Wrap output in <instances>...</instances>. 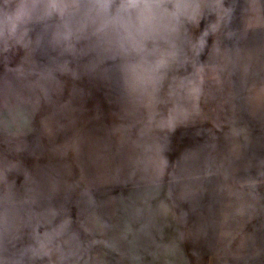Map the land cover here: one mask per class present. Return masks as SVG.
Masks as SVG:
<instances>
[{
    "label": "clouds",
    "instance_id": "obj_1",
    "mask_svg": "<svg viewBox=\"0 0 264 264\" xmlns=\"http://www.w3.org/2000/svg\"><path fill=\"white\" fill-rule=\"evenodd\" d=\"M205 256L264 264V0H0V264Z\"/></svg>",
    "mask_w": 264,
    "mask_h": 264
},
{
    "label": "crops",
    "instance_id": "obj_2",
    "mask_svg": "<svg viewBox=\"0 0 264 264\" xmlns=\"http://www.w3.org/2000/svg\"><path fill=\"white\" fill-rule=\"evenodd\" d=\"M93 105H100L103 110H107L106 103L101 95H97L94 100L89 101V107H93ZM207 264H215V261L209 260L208 256L204 257Z\"/></svg>",
    "mask_w": 264,
    "mask_h": 264
}]
</instances>
